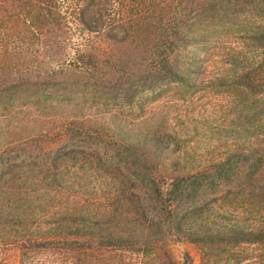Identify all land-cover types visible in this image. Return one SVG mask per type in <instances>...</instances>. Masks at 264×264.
Here are the masks:
<instances>
[{
	"label": "trees",
	"instance_id": "16d2710c",
	"mask_svg": "<svg viewBox=\"0 0 264 264\" xmlns=\"http://www.w3.org/2000/svg\"><path fill=\"white\" fill-rule=\"evenodd\" d=\"M235 31L245 32L249 42L246 50L227 48L230 66L223 78L241 85L253 111L256 135L250 151L241 150L236 160L230 154L212 167H183L171 175L154 164V149L160 146L157 137L149 133L132 139L113 131L121 138L106 143L116 151L106 159L117 167V174L124 166L131 176H126L129 188L124 189L125 182L117 184L109 210L86 214L89 204L61 203V189L73 192V182L65 178L70 162L75 163L76 154L89 161L84 149L71 148L27 170L36 172L32 174L36 179L46 172L39 183L49 195L46 228L41 233L15 231L14 239L29 241L34 249L43 240L45 247L62 249L65 258L82 259L83 264H91L95 247L89 244L97 240L104 244L98 251L147 249L162 246L168 235L175 234L197 244L207 264H220L221 254L232 255V248L244 244L264 249V0H0V117L4 118L24 108H47L48 101L62 104L89 94L94 100L97 93L107 99L113 92L115 98L122 95L121 100L130 102L151 84L186 81L195 61L188 57L184 62L181 56L195 45L222 44L226 40L221 34L228 38ZM60 130L71 139L79 137L82 144L95 139L103 127L87 126L84 118L73 117ZM31 147L26 136L0 143V239L11 235L4 230L7 223L28 226L30 219H38L29 212L21 190L27 184L14 185L11 163L18 157L14 153ZM24 157L23 163H35ZM233 171L236 183L231 186ZM137 181L147 196L142 203L132 198L138 195ZM232 199L240 215L238 206L232 208ZM182 264L195 263L186 253Z\"/></svg>",
	"mask_w": 264,
	"mask_h": 264
},
{
	"label": "rangeland",
	"instance_id": "374dc122",
	"mask_svg": "<svg viewBox=\"0 0 264 264\" xmlns=\"http://www.w3.org/2000/svg\"><path fill=\"white\" fill-rule=\"evenodd\" d=\"M225 35L221 34V38L226 40L222 44L195 45L181 56L184 62L188 57L195 61L189 67L186 81L162 80L151 84V87L141 89L130 102L126 98L121 100L122 95L115 98L113 92L108 96L111 98L107 99L97 93L95 100L89 94L86 99L80 96L64 100L62 104L48 101L47 108H24L11 118L0 117V143L20 136H26L31 141L32 147L14 153H18V157H13L11 163L16 171L14 185L27 184L21 190L26 193L29 212L38 218L36 221L30 219L28 226L16 222L5 225L8 229L4 230L11 235L9 239H0V264H83L82 259L65 258L62 249L45 247L43 240L38 241L42 246L34 249L29 241L21 243L13 237L15 231L35 229L41 233L45 230L44 217L49 208V195L39 183L46 172L36 179L32 176L36 172L27 170L36 169L44 160L60 152L71 148L85 150L89 161L80 160L81 155L76 154L75 163L71 161L72 167L66 170L65 178L73 182V192L69 194L61 189L59 198L64 205L67 202L89 204L86 214H92L110 208L119 181L125 182L124 189L129 188L130 180L126 176H131V171L123 166L117 174V167L106 159L116 155L114 148L107 145L108 142L112 144L114 138H121L115 136L113 131L132 139L149 133L157 137L160 146L154 149V164L165 174L171 175L182 172L183 167H212L230 154L236 160L241 150H251L256 135L253 111L249 102L244 100L241 85L225 82L227 79L223 78L225 68L230 66L227 48L246 50L249 41L243 31L231 32L228 38ZM73 117L84 118L87 126L102 125L103 130L95 134V139H81L84 142L79 144V137L71 139L68 132L60 130L63 123ZM24 156H29L27 160H34L35 165L27 164V161L23 163ZM99 156L102 157L100 161L95 158ZM233 162V165L240 166V163ZM22 164L23 168L20 166ZM234 174L235 171L230 179L231 186L236 183ZM137 184L139 186L135 193L138 195L132 198L136 201L139 199L141 203L147 201L140 181ZM232 200V208L238 206L236 209L240 215L242 211L239 205ZM124 203L127 204L126 201ZM160 244L147 249L121 247L98 251L96 248L104 244L100 240L92 241L89 246L95 247V252L91 264H171L169 255L176 264H182L186 253L195 264H207L204 251L197 244L175 234L168 235L162 246ZM230 252L232 255L221 254L220 264H224L226 259L229 261L227 264H264V249L255 244L234 247ZM236 255H241L242 259L237 260Z\"/></svg>",
	"mask_w": 264,
	"mask_h": 264
}]
</instances>
